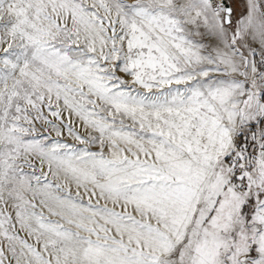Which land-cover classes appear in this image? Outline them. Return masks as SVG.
Returning <instances> with one entry per match:
<instances>
[{"label":"snow or ice","instance_id":"1","mask_svg":"<svg viewBox=\"0 0 264 264\" xmlns=\"http://www.w3.org/2000/svg\"><path fill=\"white\" fill-rule=\"evenodd\" d=\"M0 264H264V0H0Z\"/></svg>","mask_w":264,"mask_h":264}]
</instances>
